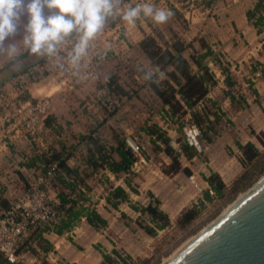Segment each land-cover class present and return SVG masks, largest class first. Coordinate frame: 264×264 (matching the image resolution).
Here are the masks:
<instances>
[{"label":"rangeland","instance_id":"rangeland-1","mask_svg":"<svg viewBox=\"0 0 264 264\" xmlns=\"http://www.w3.org/2000/svg\"><path fill=\"white\" fill-rule=\"evenodd\" d=\"M126 2L128 5H134L137 1L114 0L120 10H123ZM142 2L145 0H141ZM149 2L156 7L170 10L171 15L161 24L141 17L144 24L150 27L148 33L143 37L146 35L158 36V41L161 42V40H170L171 35L176 34L187 45H192V41L198 42L199 40L210 42V48L221 66L227 68L229 65L231 74H233L232 78L237 82L230 88L235 98L234 103H230L229 107L223 104L224 97H226L224 94L226 86L222 89L218 85L209 90L207 99L194 107V110L200 113L204 107L209 112L218 113L219 122L214 124L217 135L206 131L212 138L211 142L207 143L202 134V129L206 130V125L202 123V128L197 127L200 132L198 138L200 149H195V155L191 158L179 153L178 160L181 169L176 173H165L170 170V159L161 150V143H152V137L148 133L153 130L165 133L170 139L171 146L174 149H176L174 146H177L185 154L183 150V146L186 144L184 131L188 126H195V123L188 113L173 116L166 107L160 104L159 99L149 88L150 79H145L143 73L144 71L151 72L152 78L157 82L164 79V73L150 65L148 60L137 51L136 44L138 42L131 44L125 42V37L122 34L124 29L121 28V32L116 37L117 40L113 43V48L110 46L111 49L106 51L105 58L99 65L93 80L76 91L64 93L62 89H59L55 95L50 96L52 108L49 116L54 120L50 128L39 132L37 141L21 137L22 132H5L4 124L0 126L2 134L0 142L7 141L9 149V153L7 149V156L5 155L2 160L5 169L0 172V186L10 204L22 201L27 195L31 196L32 186L36 184L40 175L44 174L40 165L33 166L34 163L30 165L32 161L36 164L37 161L39 162L36 156L47 151L60 150L65 155L68 154L67 164L79 169L89 187V190H84L86 200L83 203L88 207H91L92 204L108 222L106 227L98 230L87 226L78 230L82 221L84 223V220H81L73 228L74 232L63 236L66 239L63 244L68 246L71 252L68 251L69 249L58 252L60 250L58 249V251L48 253L47 260L50 264H71L69 263V258H71L69 254L78 251L71 245H80L82 263L80 260L79 264H84V260L91 257V253H97L98 250L101 253L108 252L102 243L109 250H112V247L117 248L118 255H112L111 251L109 253L117 264H142L143 262L163 264L264 175V169L258 172L264 167V134L258 128L253 129L245 121L246 112L239 115H230L229 112L231 110L237 113L247 109L248 113L259 115V119L264 118V63L257 61L264 56V25L261 29L262 34L257 39L254 36V27V29L250 27V33L248 31L242 33L241 30L242 27L248 26L244 17L245 12L251 9L257 0H219L213 12L206 17L205 22L201 25V29L205 32L204 35L198 33V27L191 31L192 28L187 27L182 15L168 0H149ZM186 32L194 34L192 41L187 40ZM217 32L219 33L216 34L218 38L223 39L229 46L233 43L235 46V40L248 45L247 39L249 46L254 47L251 49L254 57L245 58L241 63L235 60L228 61L227 57L223 55L221 42L215 40L216 35H213ZM232 40H234L233 43ZM250 41L253 42L250 43ZM261 41L263 43H260ZM198 46L199 44H195V47H192L199 51ZM190 53L191 50L188 49L183 55L188 59ZM6 65H9L7 59H0V69ZM210 68L215 72L219 82L221 74L217 70V64H210ZM6 77L5 75L3 79ZM46 77L48 80L39 79V81H43L41 85L45 86L46 81H52L54 85L57 84L58 79L53 78L52 73L48 72ZM256 88L261 94L255 97L253 89ZM209 100L214 101L215 106L211 105ZM0 102L6 120L10 118V115H6L8 111L3 104L5 101L0 100ZM8 103L11 104V101L8 100ZM221 107L225 110L224 112ZM233 107H237V109L235 110ZM210 118L213 120L212 115ZM8 121L15 123L14 118L8 119ZM91 133L107 146L113 144L114 136H119L125 141L130 140L138 146L137 161L133 164L130 172L120 173L116 177L104 170L92 172L84 162L86 150L81 139L82 136ZM11 135L14 137L9 138ZM219 137L220 141L215 142ZM249 138L251 139L248 141ZM248 143L253 144L259 150L260 157L253 161L254 157L252 162L250 161L251 163L246 164L247 161L238 145ZM182 168H189L197 182L201 183L203 180L211 189L213 188L206 182V179L211 173L217 174L225 186L222 196H218L213 191L214 195L210 197V201L203 199V194L199 196L198 193V196L189 200L185 196L187 189L190 188L193 195L196 189L192 188L190 180H188L189 176L184 175ZM243 171L251 176L250 183L243 191L233 195V182ZM125 182L130 183L134 192L127 188ZM201 184L205 186V184ZM110 186H122L129 196V201L119 204L116 210L105 201ZM151 188H154L158 196L166 203L167 200H170L169 196L172 193H180V196H184L179 201L180 212L193 205L200 206L201 211L198 217L190 225L178 228L176 219L179 212L176 218L171 217L168 227L161 230L155 229V234L148 235L142 226L154 227L155 224L140 209L152 202L151 196H154L150 193ZM49 194L56 201L51 191ZM33 200L38 203L34 198ZM43 202L44 204L49 203L45 199ZM200 202L201 204H199ZM131 206H135L138 211L133 210ZM20 253L24 254L25 258L29 256V259H24L18 264H43V254L40 251L34 254L29 250L20 249ZM67 254L69 257H65Z\"/></svg>","mask_w":264,"mask_h":264},{"label":"trees","instance_id":"trees-1","mask_svg":"<svg viewBox=\"0 0 264 264\" xmlns=\"http://www.w3.org/2000/svg\"><path fill=\"white\" fill-rule=\"evenodd\" d=\"M245 17L255 28L256 33H261L264 25V0H257L253 7L245 12ZM199 45L200 50L198 51L192 45L185 44L176 34H172L170 40H161V42L160 40L158 41V36L146 35L138 41L136 47L137 51L148 60L150 65L164 73V79L157 82L152 78L148 82L149 88L159 99L160 104L166 107L173 116L188 113L196 127L199 126L202 128L203 126L201 124L204 123L206 130L202 129L203 138L207 143H210L212 138L206 131H211L214 135H217L214 124L219 122L218 113L215 111L209 112L204 107H202L200 113L194 110V107L207 99L209 90L217 84L216 75L211 70L210 64H217L227 88L224 94L231 104L234 103L235 98L230 88L235 86V82L230 77L229 68L221 66L212 49L203 41H199ZM188 49L191 50V53L187 59L183 54ZM47 59L29 56L26 53L23 54L16 67L6 65L0 69V87L9 78L24 74L32 67L42 65ZM5 75L7 77L3 79ZM209 102L215 106L214 101L209 100ZM233 108L235 110L237 109V107ZM211 115L213 116V120L210 118ZM53 120L51 116H48L45 121V127L50 128ZM148 135L152 137V143H161V150L170 159V170L165 173L172 174L179 171L181 169L178 160L179 153L171 146L169 137L165 133L158 132L157 130L149 132ZM81 139L84 142V148L86 150L84 162L91 168L92 172L104 170L116 177L120 173L126 174L130 172L133 164L137 161L136 154L133 153L126 141L119 136H114L113 144L109 146L103 143L98 137L93 136L92 133L82 136ZM238 148L241 149L247 161L246 164L251 163L254 157L255 160L253 161H256L260 157L259 150L251 143L238 145ZM183 150L185 154L180 149L182 156L186 155L188 158H191L195 155V149L187 144L183 146ZM67 156L68 154L65 155L60 150L47 151L36 156L39 160L37 164L34 161L30 164L33 165L34 163L33 166L40 165L43 173H46L48 167L51 165H55L56 167L54 176L50 180V191L54 194L57 202L54 207V215L49 222L37 225L31 231L30 235L19 244L20 247L18 246L19 249H17V253H20V249L24 251L29 250L34 254L40 251L43 254V264H50L47 260V254L53 250L52 244L45 238L46 234L53 233L57 236L67 234L81 220H84L96 230L104 228L107 225L106 220L92 204L91 207H88L83 203L86 200L84 190H89V187L85 183L79 169L67 164ZM25 165L29 167V165ZM263 169L264 167L259 169L258 172H261ZM182 172L185 175L191 173L187 168H182ZM250 179L251 176L247 175L246 171H243L233 182V195L239 191H243L246 185L250 183ZM206 182L218 196H222L225 186L217 174L211 173L206 179ZM125 185L129 190L134 192L129 182H125ZM151 199L152 202H149L145 207L140 209L155 224L154 227L142 226L148 235L155 234V229L161 230L170 225L168 216L159 208V201L152 196ZM203 199L210 201V196L207 192L203 193ZM105 201L111 208L116 210L119 204L129 201V196L122 186H110ZM10 205L9 200L4 197L3 189L0 186V211L7 210ZM131 207L133 210L138 211L135 206ZM200 211L201 207L195 205L183 209L176 219V226L178 228H184L190 225L198 217ZM111 253L112 255H118L116 250H112ZM102 259V264H117L109 253L103 252ZM0 264H8L2 255H0ZM142 264H146V262Z\"/></svg>","mask_w":264,"mask_h":264},{"label":"clouds","instance_id":"clouds-1","mask_svg":"<svg viewBox=\"0 0 264 264\" xmlns=\"http://www.w3.org/2000/svg\"><path fill=\"white\" fill-rule=\"evenodd\" d=\"M170 15L149 0L123 11L114 0H0V59L16 67L25 53L54 58L60 68L80 76L96 37L110 21L133 24L144 17L161 24Z\"/></svg>","mask_w":264,"mask_h":264},{"label":"built area","instance_id":"built-area-1","mask_svg":"<svg viewBox=\"0 0 264 264\" xmlns=\"http://www.w3.org/2000/svg\"><path fill=\"white\" fill-rule=\"evenodd\" d=\"M141 3V0H135ZM170 4L182 15L188 28L200 25L206 17L210 15L217 6L219 0H168ZM129 5L123 6V9ZM119 11H123L118 9ZM121 22L119 20L110 21L108 25L98 34L93 44L90 59L86 62L80 76H75L71 71H67L58 66L57 60L48 58L42 65L30 68L24 73L32 81L46 79L48 72L52 73L53 78H57L61 89L64 93H70L85 86L96 77L98 67L104 60L106 51L113 48V43L117 40L118 34L121 32ZM66 47V46H65ZM6 106L10 115L8 119H15V124L23 133L21 137L29 138V140L37 141L39 132L45 130V121L51 113V100L49 96H44L35 100H21L20 98L11 100L0 97ZM7 101V102H6ZM7 119V120H8ZM3 123L0 122V126ZM3 132V131H2ZM0 129V138H1ZM200 132L197 127L191 125L184 131V140L186 144L194 149L199 150L198 138ZM127 145L133 153L139 154V147L130 140H126ZM174 146V145H173ZM178 153L180 150L174 146ZM181 155V153H180ZM141 161H144L141 159ZM135 164V163H134ZM55 165L48 167L47 172L37 179L36 184L32 186V195L26 196L22 201L11 204L7 210L0 211V255L8 264H18L23 262L25 255L17 253L19 244L26 239L31 231L39 224L49 222L54 215L55 200L50 196V180L54 176ZM191 182L194 179L190 177ZM31 187V186H30ZM197 187V186H195ZM199 196L207 192L210 197L214 195L211 188L207 187L202 190L197 187ZM34 194V195H33ZM36 194V196H35ZM40 199H36V198ZM33 198L38 202L35 203ZM48 200V204H44L43 200ZM43 202V204H42ZM57 203V202H56Z\"/></svg>","mask_w":264,"mask_h":264},{"label":"crops","instance_id":"crops-1","mask_svg":"<svg viewBox=\"0 0 264 264\" xmlns=\"http://www.w3.org/2000/svg\"><path fill=\"white\" fill-rule=\"evenodd\" d=\"M244 17H245V14H244ZM245 21L248 24V26H244V27L241 28L242 33L243 32L245 33V31H248L250 33V31H251L250 29L251 28L254 29V28L247 21L246 17H245ZM204 22L205 21H203L200 25L198 24V25L194 26L191 29V31L194 28L198 27V30H197L198 33H200L201 35H204L205 32H204V30L201 29L202 28L201 25ZM143 24H144V21H142L141 18L137 19V21L135 23H133V24H127V23L121 22V26H122L121 28L124 29V33H122V34L125 37L124 40H125L126 43H129V44H131L133 42L134 43H137L143 37L144 34H147L148 33V31L150 30V27L148 25H145V24L143 25ZM216 34H219V33L217 32V33H215L213 35H216ZM261 34H262V31H261V33H258L257 34L256 33V30L254 29L255 39H257ZM193 35L194 34L192 32H186V34H185V36H187V40L188 41H192L193 40L192 39ZM216 37H215V40L217 39L219 42H221V45L223 46V49H222L223 55L227 57V60L228 61L231 62L232 60H235L236 62L241 63L245 58L254 57L253 54H252V50H251L252 48L254 49V47H250L249 46L250 44L247 41V39H246V43H248V45H244L245 44L244 42H240L239 40H235V46H233L234 45V43H233L234 40H232L233 45L229 46V44H226L223 39L218 38L217 35H216ZM207 38H209V37H207ZM199 41H203V40H199ZM199 41L198 42L197 41H192V46L195 47V44H199ZM252 42L253 41H250V43H252ZM204 43L206 45H208L209 47L211 46L210 42H206L205 41ZM260 43H263V41H261ZM125 46L127 47V45H125ZM198 47L200 48V45ZM242 51H243V54H241ZM263 59H264V56H263L262 59H259L257 61H259L260 63H264ZM228 68H229V72H230V77H231L232 81L235 82V80L232 78L233 74H231V68L229 67V65H228ZM217 70L220 73V70H219L218 67H217ZM45 80H48V78L47 79H44L43 81H45ZM43 81H32L25 74L17 75L14 78H9L6 82H4L2 84V86L0 87V92H4V93H2L0 95V97L2 96L5 99H8L9 101L14 100V99H17V98H20L21 100L22 99L23 100H35V99H38V98H41V97H44V96H49V98H50L51 95L52 96L55 95L57 93V91L59 89H61L59 83H57V84L54 85L52 83V81H46V85L44 86V85H41V83ZM236 83L237 82H235V85H236ZM223 84H224V81H223V76L221 74V79H220L219 82L217 80V84L215 85V87L219 85L220 88L223 89V87H225V84L224 85ZM253 90H254L253 91V96L256 97V96H258V95L261 94V92L258 90V88L253 89ZM57 97H58V95H57ZM210 97L213 99V97L211 95H210ZM245 101H247V100L245 99ZM223 104L225 106H228L229 107L230 101H229V99L227 97H224ZM247 104L249 105L248 102H247ZM2 110L3 109H2L1 102H0V122H2L4 124V126H5V128H6V130H4V131L5 132H20L19 127H17L15 123L9 122L7 119L5 120L4 113H3L4 110L3 111ZM222 110H223V108H222ZM224 111L225 110H223V112ZM229 112L231 113L230 115H233V114H238L239 115L240 113L246 112L247 115L245 116V121L249 125H251V127L253 129L258 128L264 134V118L263 119H259V117H260L259 115H256L255 116V114H253V113H248L247 109H244V110H242L240 112H237V113L232 112L231 110ZM231 121L233 122V120H231ZM44 129L47 130L48 128L47 127H44ZM11 137H14V135H11L9 138H11ZM250 139L251 138H249L247 140L249 141ZM217 141H220V137L217 138V140H215V142H217ZM245 142H240V143L244 144ZM210 145L212 146L213 144H210ZM7 149H8L7 141L0 142V172H2L1 171L2 169H5V166H3V164H2V160L4 159V156L5 155L7 156V153L6 152L8 151V153H9V149L8 150ZM186 176H189L188 177L189 178L188 180H190V177L191 176L193 177V179H195V176L194 175H191V173L189 175H186ZM193 181H194V183L191 182V180H190V184H191V186H192L193 189L194 188L196 189V191H197V187H200L202 190H205L207 188V186H208L203 180H201L202 181L201 183L205 184V186L202 185L201 183L197 182L196 179L193 180ZM195 186H197V187H195ZM196 191H195V194L193 195V194H191L192 193L191 189L188 188L187 189V194H185V196H187V198L189 200L190 199H193L194 196H196V195L198 196V194H199ZM150 193H152V195L159 201V208L168 216L169 221H170V219H171L172 216H173V218H176L177 217V215L179 214V212L181 210V208L179 209V201H181L183 199V197H184L183 195L180 196L181 194L180 193H176V192L175 193H172L169 196L170 200L169 201L167 200V203H166L165 200H163L161 197L158 196V194H157V192H155V189L154 188H151L150 189ZM188 193H190V194H188ZM4 197H6V196H4ZM121 213H124V212L121 211ZM106 222H107V220H106ZM107 225H108V222H107ZM86 226L87 227H91L85 221H84V223L82 221V225L80 226V228L78 230H80V229L82 230ZM91 229H92V227H91ZM71 232H74V230L72 229L69 233H71ZM64 235H66V234H64ZM64 235L57 236V235H55L53 233H49V234H46L45 235V238H47L48 241L53 246V250L51 252L58 251V249H60L58 252H60L63 249H69L68 251L71 252V249L68 246H66V245L63 244V242L66 241V239L63 237ZM57 239H61V240L58 241ZM58 242L60 244H57ZM68 242L70 244V240ZM100 243H102V242H100ZM102 245H103V247L105 249L108 250V252H106V253H110V251H112V250H117L116 247H112L111 248L112 250H109V248H107V246L105 244L102 243ZM71 246L72 247H76V249L78 251L76 253L75 252L74 253L72 252V253L69 254L70 257H71V258H69V260H70L69 263H71V264H79L80 260H81V263H82V259H81L82 257L80 256V252H81V249L79 247L80 245L79 246L71 245ZM69 255L67 254V256H65V257H69ZM27 259H29V256L28 257L26 256V260ZM101 262H103L102 253L98 250L97 253H91V257L88 258V260H84L83 263L84 264H100Z\"/></svg>","mask_w":264,"mask_h":264},{"label":"water","instance_id":"water-1","mask_svg":"<svg viewBox=\"0 0 264 264\" xmlns=\"http://www.w3.org/2000/svg\"><path fill=\"white\" fill-rule=\"evenodd\" d=\"M164 264H264V175Z\"/></svg>","mask_w":264,"mask_h":264},{"label":"bare ground","instance_id":"bare-ground-1","mask_svg":"<svg viewBox=\"0 0 264 264\" xmlns=\"http://www.w3.org/2000/svg\"><path fill=\"white\" fill-rule=\"evenodd\" d=\"M191 239H192V238H191ZM191 239H190V240H191ZM190 240H189V241H187V242H186V243L183 245V247H184V246H185L187 243H189V242H190ZM183 247H182V248H183ZM167 260H168V259H167ZM167 260H166V261H167ZM166 261H165V262H166ZM163 264H164V263H163Z\"/></svg>","mask_w":264,"mask_h":264}]
</instances>
